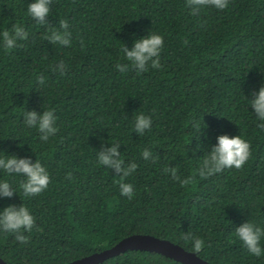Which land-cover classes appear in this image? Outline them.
<instances>
[{
    "label": "trees",
    "instance_id": "16d2710c",
    "mask_svg": "<svg viewBox=\"0 0 264 264\" xmlns=\"http://www.w3.org/2000/svg\"><path fill=\"white\" fill-rule=\"evenodd\" d=\"M34 0H0V33L20 25L28 33L6 50L0 41V157L40 161L48 187L25 196L21 175L0 170L14 194L0 211L24 204L31 232L0 230V256L15 264H66L108 249L133 234L171 240L215 264H264L235 234L246 222L264 228V123L249 101L264 85V0H229L224 10L194 15L187 0H52L44 24L28 13ZM68 22L69 45L46 39ZM155 33L163 37L159 69L137 72L121 49ZM66 65L60 72V63ZM44 77L40 84L37 77ZM53 110L54 136L41 141L25 112ZM150 116L143 135L135 117ZM240 136L251 155L241 169L202 179L198 169L218 137ZM119 144L121 179L98 153ZM147 150L150 155H142ZM177 169L181 186L165 169ZM130 183L133 196L121 195ZM264 249V237L261 239ZM99 264H183L156 252L127 250Z\"/></svg>",
    "mask_w": 264,
    "mask_h": 264
},
{
    "label": "clouds",
    "instance_id": "9594fccd",
    "mask_svg": "<svg viewBox=\"0 0 264 264\" xmlns=\"http://www.w3.org/2000/svg\"><path fill=\"white\" fill-rule=\"evenodd\" d=\"M229 0H187V4L192 9L194 15L200 14L202 9L214 7L219 10H224L228 6ZM52 0H34L28 5L29 15L39 24L45 23V18L50 14L49 5ZM60 28L64 31H57L53 29L51 35L46 39L53 43L60 45H69L71 34L67 32L69 25L66 20H61ZM28 33L20 25H13L11 30H4L0 33V41L6 50L16 47L18 40H26ZM163 37L155 33H149L146 37L138 39L134 42L131 51L123 46L121 49L124 54L123 58L130 62L129 64H117V69L121 72L128 70L129 66L134 68L138 73L148 70L149 62L151 68L159 69L160 52L163 47ZM66 65L60 63V72L64 73ZM40 84L44 83V77L41 75L37 77ZM254 99L250 100V106L254 109L258 119L264 121V85H262L258 93H253ZM24 122L30 128H37L41 133V141H47L50 136H54L58 129L55 127L56 117L53 110H44L42 114L36 111L25 112ZM152 119L143 113L135 117V131L143 135L146 130H150ZM264 129V123L259 125ZM218 143L214 146L209 154H207L199 167L198 174L204 179L213 174L223 171L225 168L241 169L251 155V145L239 135L229 137L228 135H221L218 138ZM119 144H115L107 151L98 153V161L101 165L107 166L109 169H114L117 176L121 179L128 177L135 171L137 165L131 163L128 167H124V161L120 153L117 151ZM143 157L147 159L150 153L144 150ZM0 170H3L9 175H21L26 177V180L20 184L25 196H36L44 191L49 183L50 176L46 168L42 166L39 160L35 164L31 163L28 158H18L15 155H6L0 157ZM166 172L171 173L173 179L179 181L181 186H187L194 182V177H186L180 179L177 176V169H165ZM121 195L128 197L133 196V186L130 183L119 184ZM14 194V189L8 181H0V196L11 197ZM35 226V218L30 213L29 209L22 205L19 207L10 205L0 211V230L5 232L16 233V240L27 243L28 237L23 235L21 230L31 232ZM235 234L246 247L248 252L256 257L264 254V249L261 247V239L264 237V228L257 226L254 222H246L239 228L235 229ZM186 240L194 241L193 249L195 252L201 251L204 247L203 241L199 238L193 237L190 233L184 237Z\"/></svg>",
    "mask_w": 264,
    "mask_h": 264
},
{
    "label": "water",
    "instance_id": "95a60500",
    "mask_svg": "<svg viewBox=\"0 0 264 264\" xmlns=\"http://www.w3.org/2000/svg\"><path fill=\"white\" fill-rule=\"evenodd\" d=\"M127 250H144L156 252L166 257L179 261L183 264H215L210 262L197 253L185 249L183 246L151 234H133L120 240L114 246L84 256L66 264H99L111 257L119 255ZM0 264H15L4 260L0 256Z\"/></svg>",
    "mask_w": 264,
    "mask_h": 264
}]
</instances>
